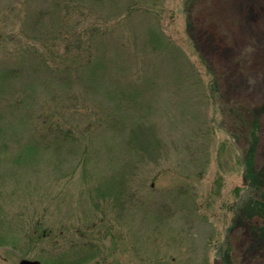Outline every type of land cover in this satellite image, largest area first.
Listing matches in <instances>:
<instances>
[{
  "label": "rangeland",
  "instance_id": "obj_1",
  "mask_svg": "<svg viewBox=\"0 0 264 264\" xmlns=\"http://www.w3.org/2000/svg\"><path fill=\"white\" fill-rule=\"evenodd\" d=\"M252 161L264 0H0V264H264Z\"/></svg>",
  "mask_w": 264,
  "mask_h": 264
},
{
  "label": "trees",
  "instance_id": "obj_2",
  "mask_svg": "<svg viewBox=\"0 0 264 264\" xmlns=\"http://www.w3.org/2000/svg\"><path fill=\"white\" fill-rule=\"evenodd\" d=\"M248 155H249V158L252 159L253 154L251 153ZM249 158L248 160L246 159L244 161L245 165L247 161H249ZM246 177L250 181L249 184L251 183L252 192L254 191V193H257V194H254L253 198L250 200L249 202L250 205H248L247 207V209L249 210L241 208L239 211L240 214H237V218L238 216L239 218H244V216L248 214L246 213L247 211L255 210L256 211L255 214L257 213V216L258 218H260L261 225H262V226L260 225V227L258 228V231L261 233L262 236H264V167L260 168L259 170H256L253 166V161H252L251 170L249 171V173H246Z\"/></svg>",
  "mask_w": 264,
  "mask_h": 264
},
{
  "label": "water",
  "instance_id": "obj_3",
  "mask_svg": "<svg viewBox=\"0 0 264 264\" xmlns=\"http://www.w3.org/2000/svg\"><path fill=\"white\" fill-rule=\"evenodd\" d=\"M18 264H42V263H40V262L37 261V260H30V259H26V258H24V259H21V260L18 262Z\"/></svg>",
  "mask_w": 264,
  "mask_h": 264
}]
</instances>
